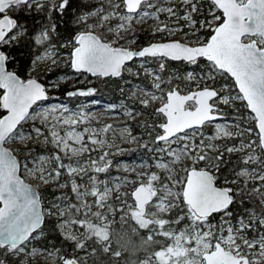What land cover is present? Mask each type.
<instances>
[{"label": "snow or ice", "instance_id": "6c2138e0", "mask_svg": "<svg viewBox=\"0 0 264 264\" xmlns=\"http://www.w3.org/2000/svg\"><path fill=\"white\" fill-rule=\"evenodd\" d=\"M62 63L144 77L143 132L48 103ZM0 264H264V0H0Z\"/></svg>", "mask_w": 264, "mask_h": 264}, {"label": "rangeland", "instance_id": "374dc122", "mask_svg": "<svg viewBox=\"0 0 264 264\" xmlns=\"http://www.w3.org/2000/svg\"><path fill=\"white\" fill-rule=\"evenodd\" d=\"M153 26L152 22H148L142 26H138L137 29H146L150 31L151 27ZM136 39H137V34H136ZM127 46V45H125ZM136 46H141V43L137 42ZM139 64V61L136 62V64L132 65L134 70L136 69V66ZM147 66H153V65H147ZM172 70H175L174 68ZM61 76H67L70 77L67 80V84L69 86L73 87L77 83H84L82 87H87V86H96L97 80H101L97 77H91L89 74H84V75H77L74 72H68V73H61L59 74L55 79L57 80ZM104 79V78H103ZM119 81V93L118 97L115 100H108V99H99L95 98L92 96L88 97H66L62 96L61 94H58L56 92H53L51 95L54 97H58L59 99L52 100L48 103H57V102H62L66 103L70 108L73 110H80L81 108L87 112H90L92 114L97 115L100 118V122L103 123H112L117 129L122 127L125 122H127L133 129L134 134H141L143 132V129H141L137 122L131 121L130 119L125 118L122 115V110L119 109V105L121 102L126 104L129 107L135 106L139 109V105L135 104V99L134 98H129L130 97V92L131 89L136 85L137 83H140L141 86L147 83V81L144 79V77H141L139 81H136L132 79L131 77L128 76L127 73H125L124 78H117ZM132 80L131 84L126 83V80ZM121 88L124 89L123 92H121ZM112 104H116L118 106L117 108V113H113L109 111V106ZM152 109H143V111L150 112ZM121 113V114H118ZM140 119H144V117H141ZM213 131L212 127H208L205 129L206 133H211ZM121 147L125 148L127 151L122 154V155H117L114 157L115 161L118 162H127L129 164H135L139 162L140 160L147 159V157L144 155V152L142 149H137V146L134 144H125L121 143ZM114 174H117L114 172Z\"/></svg>", "mask_w": 264, "mask_h": 264}, {"label": "trees", "instance_id": "16d2710c", "mask_svg": "<svg viewBox=\"0 0 264 264\" xmlns=\"http://www.w3.org/2000/svg\"><path fill=\"white\" fill-rule=\"evenodd\" d=\"M137 34V42L138 43H145L152 39L150 35V31L146 29H136ZM21 55L20 58L24 61H27L29 58L30 53L33 51V49L30 46H22L20 49L17 50ZM180 67L179 65L174 64L173 68ZM72 72V70L68 67H66L63 63L60 64L55 69L51 70L47 73L41 74V79L43 81H52V79H55L59 74L61 73H68ZM84 83H77L73 87L69 86L67 83H63L61 87L58 90H54L53 92H56L58 94H61L62 96H65L66 91L72 88L82 87ZM96 91L95 94L92 97L99 98V99H108V100H115L118 97L119 93V81L117 78H104L101 80H97L96 82ZM78 97V96H77ZM55 243L59 242V238L57 237L54 241Z\"/></svg>", "mask_w": 264, "mask_h": 264}, {"label": "water", "instance_id": "95a60500", "mask_svg": "<svg viewBox=\"0 0 264 264\" xmlns=\"http://www.w3.org/2000/svg\"><path fill=\"white\" fill-rule=\"evenodd\" d=\"M149 42V41H148ZM148 42H145V43H143V44H141V46H144L145 44H147ZM92 77V76H91ZM100 79V78H99ZM88 88H95L96 89V87L95 86H87V87H77V88H72V89H69L68 91H73V90H76V89H84V90H87ZM67 92V91H66ZM53 93V92H52ZM51 93V94H52Z\"/></svg>", "mask_w": 264, "mask_h": 264}]
</instances>
